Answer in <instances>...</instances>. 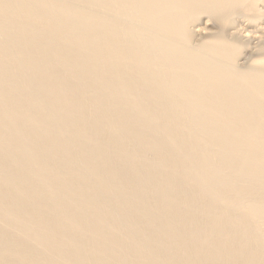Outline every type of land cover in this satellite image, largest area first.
Here are the masks:
<instances>
[{"label":"bare ground","instance_id":"1","mask_svg":"<svg viewBox=\"0 0 264 264\" xmlns=\"http://www.w3.org/2000/svg\"><path fill=\"white\" fill-rule=\"evenodd\" d=\"M0 264H264V0H0Z\"/></svg>","mask_w":264,"mask_h":264},{"label":"rangeland","instance_id":"2","mask_svg":"<svg viewBox=\"0 0 264 264\" xmlns=\"http://www.w3.org/2000/svg\"><path fill=\"white\" fill-rule=\"evenodd\" d=\"M250 28V27H249ZM251 29V28H250Z\"/></svg>","mask_w":264,"mask_h":264}]
</instances>
